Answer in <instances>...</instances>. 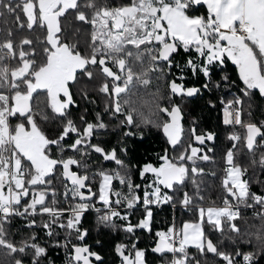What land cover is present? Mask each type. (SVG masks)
Segmentation results:
<instances>
[{
	"label": "snow or ice",
	"instance_id": "1",
	"mask_svg": "<svg viewBox=\"0 0 264 264\" xmlns=\"http://www.w3.org/2000/svg\"><path fill=\"white\" fill-rule=\"evenodd\" d=\"M199 7H205L206 13L195 14ZM6 13L14 16L21 30L38 28L45 32L44 39L36 40L41 45L39 50L32 39L14 43L11 29L7 30V38L0 41V248L10 256L19 254V258L13 256L10 264H25V258L28 264H43L48 259V246L42 245L34 232L19 243L9 238L5 225L17 216L24 218L30 229H45L50 238L61 235L54 231V226L66 230L63 241L55 239L53 246L67 249V264H93V260L102 264L103 257L91 246L72 242H82L88 235L87 229L81 227L84 213L90 208L101 211L91 203L95 199L107 209L97 218L98 222L115 230L117 225L112 220L119 218L125 221L122 230L130 234L137 229L152 231V205L167 203L193 211L195 221H182L179 227L173 222L166 231L155 232L158 242L151 251L161 256L171 254L172 259L166 264H201L189 255V247L201 256L210 253L224 264H256L264 256V232L257 233L260 247L252 252L239 248L235 253L222 250L211 238L219 233V245L223 246L225 240L235 245L230 234L241 236L236 222L244 219L242 208L258 207L254 215L264 220V195L253 193L249 179L243 178L249 166L264 169V121L245 122L241 98L227 102L224 123L238 125L243 134L232 132L228 136L234 143L224 156L227 167L221 187L226 195L222 206L203 207V181L198 177L205 175V169L198 162L212 160L208 152L213 150L206 152L204 147L214 135H198L195 127L185 135L180 106H161L163 100H171L174 95L191 97L200 91L178 84L176 79L183 80V75L172 79L173 67L181 73L187 67L194 75L201 73L210 80L213 66H223L226 58L238 66L244 96H250L253 90L264 96V0H128L119 6L103 0H0V17ZM69 16L81 26L90 27L86 44L78 38L81 28H62L61 18L67 20ZM81 47H86V53L81 52ZM181 50L196 53V58L189 56L183 67L175 61ZM83 80L99 85L98 91L109 101L105 113L123 115L118 126L156 127L175 150L174 155L167 150L158 154V164L143 165L141 178L146 174L153 177L146 185L133 184L128 166L119 158L116 148L106 150L92 143L97 129L109 127L100 113H96L95 122H88L86 113L81 114V127L68 118L70 107L76 104L71 86ZM222 80L228 81V77L223 76ZM154 81L159 82L155 92H146L151 100L143 99L141 87L147 90ZM203 87L207 89L208 84ZM91 90L84 84L77 92L82 99H88ZM40 92L46 96L43 102L38 99ZM49 107L63 121L54 138H49L41 127L52 118L46 111ZM73 133L76 138L66 144ZM123 135L136 133L129 130ZM194 143L200 147L193 146ZM69 151L77 155H66ZM120 151L126 153L127 148ZM91 152L115 162L124 170L123 174L103 169L90 172L87 158ZM240 159L247 163L238 162ZM73 166L80 171H74ZM208 174L216 176L214 171ZM95 176L100 178L97 191H93ZM54 179L70 181L71 187L65 183L63 195L65 203L69 196L75 203L60 205L52 186ZM114 179L126 186V193L113 189ZM254 182L264 183L259 179ZM189 184L192 194L185 190ZM140 188L142 197L136 192ZM164 190H171L172 195ZM137 203H142L144 216L133 225L129 213L122 214L117 206L131 210ZM45 215L48 219L38 224L36 217ZM116 251L122 257L121 264H146L147 250L137 248L135 242L120 244ZM0 264L7 262L0 260ZM49 264L53 262L49 260Z\"/></svg>",
	"mask_w": 264,
	"mask_h": 264
},
{
	"label": "trees",
	"instance_id": "2",
	"mask_svg": "<svg viewBox=\"0 0 264 264\" xmlns=\"http://www.w3.org/2000/svg\"><path fill=\"white\" fill-rule=\"evenodd\" d=\"M104 3L110 4L112 6H119L121 4L127 3L128 0H103ZM206 8L199 7L195 14H205ZM23 20L24 17L21 16ZM62 28L65 26H70V28H81V36L78 38L81 44H86L90 39L89 33L91 31L90 27L87 25L81 26L73 16H69L67 20L61 18ZM11 29L13 33L14 43H18L24 38L32 39L33 46L39 50L41 45L36 43L37 39H44L45 32L42 29L34 28L33 30L19 29L15 23L14 16L11 14H5L0 17V41L7 38V30ZM28 46H25V50ZM82 53H86V47L80 48ZM191 56L196 58L195 52L185 53L183 50L180 51L175 57V61L178 62L182 67L185 65L187 59ZM79 75V74H78ZM183 75L185 78L183 80L176 79V77ZM223 76L228 77V81L222 80ZM172 79H176L178 84H183L185 88L195 87L200 89L199 93L188 97L186 95H174L171 100H163L161 106H167L171 108L172 105H179L182 113V125L185 129V135L188 134L190 128L195 127L196 134H214V140L212 143L206 142V147L204 151L212 149L213 151L208 152L212 160L209 162H198L199 167L205 169V175L198 177L199 180L203 181L201 185L200 195L204 196V201L201 206H222V199L226 195L223 188L221 187V180L223 179V173L227 165L224 162V156L226 151L232 147L233 141L228 139V136L232 132H241L243 134V129L238 125H225L222 120V110L228 106L227 102L233 100L234 98H241L243 103L240 105L242 110V119L245 122H256L259 123L261 119H264V96H262L258 90H253L250 96H244L243 89L244 84L239 76V71L237 65L232 63L231 60L225 59L223 66L214 65L211 72V79H206L203 74L197 73L193 74L187 67L183 68L181 73L179 69L173 67L172 69ZM159 82L154 81L153 85L149 89L145 90L141 87L140 96L143 99L151 100V97L146 95L147 91L155 92V84ZM207 83L208 88L205 89L203 85ZM84 84H88L89 91L88 99H82L77 92V89L82 87ZM219 84V87H215ZM98 84H90L88 81L83 80L81 84L72 85L71 89L73 91L74 99L76 104L70 107V115L68 118L72 119L77 127H81L80 116L85 114V120L88 122H95L96 113H100L106 124L109 125L106 129H97L95 135L92 139L93 144H100L104 146L106 150L116 148L119 158H121L125 164L128 166L129 175L133 184L146 185L152 180L151 174H146L142 179L140 172L142 167L146 163L158 164L157 155H162L165 150L168 151L170 155H174L175 150L169 145L167 139L162 131L153 127L151 125L141 126L140 128L130 127V126H118V121L123 120V115L117 114L112 116L111 113H105L104 108L109 103L107 97L98 91ZM162 91H166L161 86ZM38 99L43 102L46 96L43 92L39 93ZM134 99H136L134 97ZM139 103V101H138ZM43 103L41 107H43ZM146 111L147 108L142 109ZM48 115L52 117L49 121L41 124L42 130L49 136V138H54L59 135L60 127L63 121L61 118L52 113L50 107L46 109ZM248 113H251L249 116ZM163 119H168L167 116H163ZM134 119H136L134 117ZM17 121L13 120V123ZM133 131L136 135L124 136L123 133L127 131ZM76 138V134H72L70 138L66 139V144H71ZM193 146L200 147L194 143ZM242 151V144L237 145ZM122 148H127V152H121ZM91 151V150H89ZM54 156L57 155L56 149H53ZM66 155H77L74 151H69ZM77 158H79L77 156ZM90 164V172L96 173L101 169L107 172L120 171L123 174L124 170L112 161H105L102 156L98 153L91 152V155L87 158ZM238 162L247 163V161L240 159ZM74 171H80L77 166H73ZM216 172V176L208 174L211 172ZM244 179H249L251 183V191L253 193H258L264 195V183L256 184L254 181L259 179L264 181V169L259 167L253 168L249 166L248 173ZM100 178L95 176L93 179V191L98 190V185ZM67 184L71 187L69 182L60 181L57 179L53 180V187L56 191V199L59 201L61 206L66 207L67 204L75 203V201L69 196L67 203L64 199V185ZM43 189V186H41ZM113 189L115 191L127 192L125 185H121L118 180H113ZM190 194H192V186L189 184L185 189ZM169 195H172L171 190H164ZM139 196H143V188L136 190ZM51 191H49L48 199L50 200ZM28 199V198H25ZM91 203L95 204L96 208L101 209L97 212L94 208H90L86 211L81 219V227L87 229L88 235L85 237L84 241H76L73 239V243H82L91 246V249L99 253L103 257L102 264H120L122 257L116 251V248L120 244H129L132 242L136 243L137 248L146 251V262L148 264H156L158 262H166L172 259L171 254H165L164 256L153 253L151 249L157 239L155 236L156 231H166L173 222L179 227L182 221L190 220L195 221L196 215L193 211L185 210L179 205L173 207L172 204L161 203L159 205H152L153 211V222L151 225L152 231L137 229L134 234L126 233L122 230L125 221L113 217L112 223L117 225V228L113 230L110 227H106L98 222V217L104 215L107 209L104 208L102 203L98 199L93 200ZM121 213H129L130 222L135 225L138 220L142 219L144 216L142 203H137L136 206L129 210L125 206H117ZM254 211H259V208H242L241 214L244 217L243 220H239L236 223L241 228V236L236 237L235 234H230L235 239V245L230 244L227 240L223 246L218 244V240L221 238L219 233L212 235L213 242L217 244L218 247H222V250L235 253L237 248L244 252L258 251L260 247V241L256 239L257 233L264 232V220L259 219L254 215ZM38 224L41 220H47L48 217H36ZM27 221L22 217H13L10 224H6L5 227L9 231V238L19 243L22 238H26L30 233H35L38 237L39 242L42 245L48 246V259L43 261V264H49V260L53 264H65V254L67 249L62 247H55V239H60L63 241L64 235H66V230L54 226V231L59 232L61 235L59 237L50 238L46 235V230L36 226L34 228H28L26 226ZM138 237V241L134 239ZM251 240V243L247 241ZM99 242V243H97ZM189 255L194 256L201 264H224V262L210 253H206L201 256L194 247H189ZM127 254V252H125ZM13 256L19 258V254L8 255L6 250L0 248V260L10 264ZM238 260L242 259L237 257ZM25 264H28L27 258H25ZM97 264H101L98 262ZM256 264H264V256H262Z\"/></svg>",
	"mask_w": 264,
	"mask_h": 264
},
{
	"label": "water",
	"instance_id": "3",
	"mask_svg": "<svg viewBox=\"0 0 264 264\" xmlns=\"http://www.w3.org/2000/svg\"><path fill=\"white\" fill-rule=\"evenodd\" d=\"M198 135H200V134H198ZM213 135H214V134H213ZM213 140H214V139H213ZM213 140H211V141H207V142L212 143ZM196 144L199 145L198 143H196ZM68 182H69V184H71L70 181H68ZM157 242H158V238L156 239V241H155L153 247H155V245H156ZM158 255H160V254H158ZM98 262H100V261H95V260H93V264H97Z\"/></svg>",
	"mask_w": 264,
	"mask_h": 264
},
{
	"label": "crops",
	"instance_id": "4",
	"mask_svg": "<svg viewBox=\"0 0 264 264\" xmlns=\"http://www.w3.org/2000/svg\"><path fill=\"white\" fill-rule=\"evenodd\" d=\"M224 118H225V108L222 110V120L223 121H224ZM186 221H190V220H186ZM146 264H148V263L146 262ZM156 264H166V262H158Z\"/></svg>",
	"mask_w": 264,
	"mask_h": 264
},
{
	"label": "built area",
	"instance_id": "5",
	"mask_svg": "<svg viewBox=\"0 0 264 264\" xmlns=\"http://www.w3.org/2000/svg\"><path fill=\"white\" fill-rule=\"evenodd\" d=\"M260 121H264V119H261ZM65 259H66L65 264H67V260H68L67 252H66V254H65ZM120 264H121V263H120Z\"/></svg>",
	"mask_w": 264,
	"mask_h": 264
},
{
	"label": "rangeland",
	"instance_id": "6",
	"mask_svg": "<svg viewBox=\"0 0 264 264\" xmlns=\"http://www.w3.org/2000/svg\"><path fill=\"white\" fill-rule=\"evenodd\" d=\"M238 67V66H237ZM238 71H239V69H238ZM207 207H210V206H207Z\"/></svg>",
	"mask_w": 264,
	"mask_h": 264
}]
</instances>
